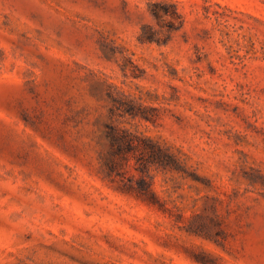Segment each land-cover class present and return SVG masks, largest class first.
<instances>
[{
  "label": "rangeland",
  "instance_id": "obj_1",
  "mask_svg": "<svg viewBox=\"0 0 264 264\" xmlns=\"http://www.w3.org/2000/svg\"><path fill=\"white\" fill-rule=\"evenodd\" d=\"M0 264H264V0H0Z\"/></svg>",
  "mask_w": 264,
  "mask_h": 264
},
{
  "label": "trees",
  "instance_id": "obj_2",
  "mask_svg": "<svg viewBox=\"0 0 264 264\" xmlns=\"http://www.w3.org/2000/svg\"><path fill=\"white\" fill-rule=\"evenodd\" d=\"M164 14L165 15H169L172 16L173 18H179V14L177 13L176 10H173L172 12H170L167 9H164ZM153 14L155 16H159V12L154 9L153 10ZM108 137L111 141V145L113 148L116 147H126L128 149H132V148H139L140 145L137 144V140H136V136L132 135V133L128 132L127 130L121 129L118 126H109L108 128ZM142 148L145 152L150 153L151 155H156V154H160L162 155L163 159H164V164L166 166L171 167V165H173L172 167L175 168L176 163H177V159L169 153L168 150L161 148L158 144L153 143L152 141H146L144 142V144L142 145ZM112 165L110 166L111 168H113V166H116L115 162L111 163ZM116 168V167H115ZM141 194H145L147 192H149L148 189L146 188H142L140 190H138ZM150 196V193H149ZM152 197V194H151Z\"/></svg>",
  "mask_w": 264,
  "mask_h": 264
}]
</instances>
